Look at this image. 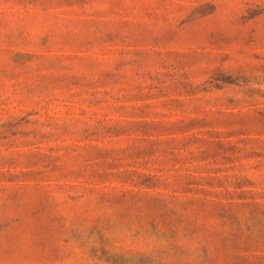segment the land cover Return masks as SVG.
Here are the masks:
<instances>
[{
	"label": "rangeland",
	"instance_id": "rangeland-1",
	"mask_svg": "<svg viewBox=\"0 0 264 264\" xmlns=\"http://www.w3.org/2000/svg\"><path fill=\"white\" fill-rule=\"evenodd\" d=\"M0 264H264V0H0Z\"/></svg>",
	"mask_w": 264,
	"mask_h": 264
}]
</instances>
